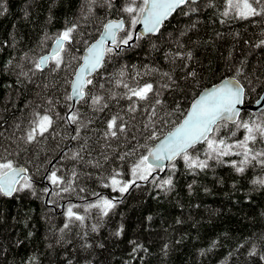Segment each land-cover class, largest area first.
<instances>
[{
  "label": "trees",
  "instance_id": "16d2710c",
  "mask_svg": "<svg viewBox=\"0 0 264 264\" xmlns=\"http://www.w3.org/2000/svg\"><path fill=\"white\" fill-rule=\"evenodd\" d=\"M129 3L112 0L109 7L100 0L88 13L82 12L84 0H0V156L27 168L33 185L10 197L0 194V264H264V186L253 183L264 179V167L255 161L238 174L214 161L203 171L190 170L178 158L174 170L157 169L127 192L105 186L115 172L132 180L133 164L158 142L147 139L146 125L155 124L162 138L205 88L233 77L245 88V104L260 98L264 15L224 16L226 0H199L191 6L195 11L185 6L157 35L140 36L106 54L85 89L102 95L106 106L91 104L87 96L73 106L71 82L103 25L124 18L134 38L131 17L121 11ZM74 23L79 27L62 54L69 66L53 70L50 62L43 71L35 69L54 38ZM191 71L195 77L187 76ZM118 81L132 87L152 83L162 105L154 104L151 93L145 101L127 99ZM69 105L78 111V124L65 119ZM153 107L157 114L150 119ZM37 113L51 115L54 123L43 137L26 143L21 137ZM113 117L125 126L115 138L105 136ZM239 119L264 120V111L245 109ZM233 129L229 123L220 135ZM244 135L241 129L232 140ZM199 147L203 159L204 146ZM256 147L264 144L258 140ZM51 171L65 183L53 185L47 179ZM169 177L171 190L158 187ZM70 180L71 189L63 191ZM102 198L116 204L108 215L88 208ZM70 206L85 217L83 223L69 222Z\"/></svg>",
  "mask_w": 264,
  "mask_h": 264
},
{
  "label": "snow or ice",
  "instance_id": "6c2138e0",
  "mask_svg": "<svg viewBox=\"0 0 264 264\" xmlns=\"http://www.w3.org/2000/svg\"><path fill=\"white\" fill-rule=\"evenodd\" d=\"M100 0H84L82 12L91 13L93 6L97 5ZM111 7L112 0H103ZM196 3V0H130V3L121 9V11L131 17L130 26L134 30L135 25L143 24V33L137 35V39L145 33H158L166 19L175 12L178 8L183 9L188 6L191 11L195 8L191 6ZM226 8L222 14L229 16L234 14L237 18L248 19L253 16L264 15V0H226ZM6 11V9H5ZM78 24H73L71 27H66L54 38V47L48 55L41 57L35 62L34 67L37 70L43 71L49 63L53 64V70H58L62 65L69 66L64 60L63 53L65 52V44L73 42V33L78 29ZM125 32L124 37H120L119 33ZM133 40L132 31L126 29L123 19L119 21H108L103 25V34L98 41L92 43L86 48L87 55L82 57L83 63L79 66L76 72L75 79L71 82L72 94L68 96L69 100L75 99L77 102L85 100L86 96L90 99L91 104L97 106H106L102 95L92 96L86 93L85 89L88 85L93 84L92 74L97 72L102 66L104 57L108 53L121 50L122 46L129 45ZM264 44V41H261ZM109 44L111 46H109ZM260 45H257L259 47ZM177 57L183 58L178 52ZM188 58H191V53H188ZM26 75V73H21ZM167 75V73H165ZM189 77H195V72L187 73ZM127 89L126 98L132 100L136 98L138 101L149 99V94L153 96L154 104L162 105V101L158 98V92L154 90L152 83H144L143 85L136 83L135 87L117 82ZM97 87L103 88V85ZM245 88L235 78H228L222 83L203 91L191 104L187 114L180 124L174 130L170 131L163 139L160 138L159 130L155 124L146 125L147 139L159 140L160 142L152 149H149L146 154L141 155L136 163L131 168L132 180L123 181L119 179L120 173L115 172L110 177V184L106 187H112L113 191L120 193L127 192L132 184H135L137 179L147 180L152 172L159 169L163 171L166 167L165 161L170 162L168 165L173 170L175 169L174 161L182 159L188 169L203 171L209 168V162L214 161L219 164H225L235 170L238 174H244L249 166L253 165V161L264 167V149L257 148V141L264 144V120L241 121L240 107L244 104ZM87 102V101H85ZM51 104L52 101H49ZM261 104L262 101H257ZM68 114L65 119L70 124L79 123L78 111L73 110V106H68ZM130 111H135V107H131ZM147 111V109H146ZM156 109L153 107L150 110L151 117L156 116ZM117 117H113L108 123V131L105 136L117 137L118 133L125 131L123 122L118 126ZM163 120V118H161ZM167 123L166 120L163 121ZM51 115L39 113L35 114V118L31 121L30 129L26 135L21 137L26 143H32L37 140V137H43L53 125ZM234 125V129L227 132L224 136L220 133L223 129H227L228 124ZM243 129L245 135L242 139L232 140V137L237 135L239 130ZM78 135V132H77ZM74 139L76 137H73ZM203 145V159L198 154L201 151L199 146ZM79 153L73 156L77 158ZM238 157L237 160L225 159L227 157ZM124 159V157H120ZM76 173L73 172V178ZM47 179L53 185H62L65 180L62 176H57L56 171H51ZM21 180L23 183H21ZM70 180L69 187L63 188V191L71 189ZM254 184L264 186V179H256ZM173 180L171 177L161 181L158 185L160 188L171 190ZM33 185L31 177L27 175V169H18L14 166L12 160L0 156V194L12 196L16 192L32 189ZM47 192L48 190L45 189ZM116 206L113 200L106 198L100 199L98 202L88 205V208H97L103 215H108L109 210ZM70 206L67 209V217L69 222L80 221L83 223L85 217L77 214ZM87 210V209H86ZM66 223L64 228H68ZM255 254L254 252L252 253Z\"/></svg>",
  "mask_w": 264,
  "mask_h": 264
},
{
  "label": "water",
  "instance_id": "95a60500",
  "mask_svg": "<svg viewBox=\"0 0 264 264\" xmlns=\"http://www.w3.org/2000/svg\"><path fill=\"white\" fill-rule=\"evenodd\" d=\"M197 1H199V0H196V2ZM180 8H178L175 12H173L170 16H169V18L171 17V16H173L178 10H179ZM168 18V19H169ZM121 19H123L124 20V22H125V27H127V23H126V21H125V19L124 18H113V19H110V20H112V21H119V20H121ZM168 19H166V20H168ZM110 20H108V21H110ZM165 20V21H166ZM107 21V22H108ZM164 21V22H165ZM106 22V23H107ZM161 30V29H160ZM160 32V31H159ZM158 32V33H159ZM140 33H143V24H140V23H138V24H136L135 25V28H134V38H133V40L132 41H134L135 39H136V37H137V35L138 34H140ZM158 33H145V34H143V35H141V36H146V35H157ZM102 34H103V29H102V32L100 33V35H99V37L94 41V42H92V43H95L96 41H98L99 39H100V37L102 36ZM91 43V44H92ZM90 44V45H91ZM89 45V46H90ZM109 46H111L110 44H109ZM52 47H54V44L52 45ZM52 47H51V49H52ZM51 51V50H50ZM49 53H47V54H45V55H48ZM44 55V56H45ZM87 55V52H86V49H85V51L83 52V55H82V57H84V56H86ZM106 56V55H105ZM43 57V56H42ZM104 59H105V57H104ZM83 63V60L81 59V63H80V65ZM103 64H104V61H103ZM79 65V66H80ZM79 66H78V68L76 69V72L78 71V69H79ZM47 68V67H46ZM102 68V67H101ZM100 68V69H101ZM45 69V68H44ZM99 69V70H100ZM98 70V71H99ZM76 72H75V75H76ZM96 73V72H95ZM95 73H93L92 74V76L95 74ZM75 75H74V77H73V80L75 79ZM229 78H233V77H229ZM226 79H228V78H226ZM226 79H224V80H226ZM236 79V78H235ZM72 80V81H73ZM224 80H222V81H224ZM237 80V79H236ZM222 81H220L219 83H216V84H214V85H212V86H210V87H207V88H205L204 90H202L199 94H201L203 91H205V90H207V89H210V88H212V87H214V86H216V85H218V84H220V83H222ZM239 81V80H238ZM240 84H241V82H240ZM242 85V84H241ZM243 86V85H242ZM71 88H72V84H71ZM71 94H72V91H71ZM199 94L197 95V97L199 96ZM196 97V98H197ZM195 98V99H196ZM194 99V100H195ZM194 100H193V102H194ZM257 101H262V103L261 104H258L257 103ZM255 103H250V104H245V98H244V104H243V106H238V107H240V115H241V113L243 112V110H251V111H257V112H261V111H264V91H263V93H262V95L260 96V98L257 100ZM192 102V103H193ZM72 103H73V106L77 103V101L75 100V99H73L72 100ZM189 110V109H188ZM188 112V111H187ZM187 114V113H186ZM185 117V116H184ZM184 117H183V119H184ZM239 118H240V116H239ZM182 119V120H183ZM182 120L178 123V124H180L181 122H182ZM177 124V125H178ZM176 125V126H177ZM176 126H174L173 128H172V130H174V128L176 127ZM171 130V131H172ZM169 133V132H168ZM167 133V134H168ZM166 134V135H167ZM166 135H164L161 139H163ZM160 141L158 140V142L152 147V148H154L158 143H159ZM151 148V149H152ZM178 159V158H177ZM176 159V160H177ZM175 160V161H176ZM174 161V162H175ZM170 164V162H168V161H165V165H166V167H165V169L168 167V165ZM16 168H18V169H27V168H25V167H16ZM27 174H28V170H27ZM22 181V180H21ZM48 199V198H47Z\"/></svg>",
  "mask_w": 264,
  "mask_h": 264
},
{
  "label": "bare ground",
  "instance_id": "6f19581e",
  "mask_svg": "<svg viewBox=\"0 0 264 264\" xmlns=\"http://www.w3.org/2000/svg\"><path fill=\"white\" fill-rule=\"evenodd\" d=\"M49 188H50V191H51V189H52V186H51L50 184H49ZM48 196H49V194H48ZM48 196H47V197H48ZM46 202H47V200H46Z\"/></svg>",
  "mask_w": 264,
  "mask_h": 264
}]
</instances>
